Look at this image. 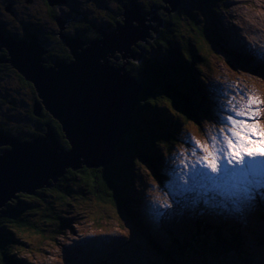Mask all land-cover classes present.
<instances>
[{"label": "rangeland", "instance_id": "obj_1", "mask_svg": "<svg viewBox=\"0 0 264 264\" xmlns=\"http://www.w3.org/2000/svg\"><path fill=\"white\" fill-rule=\"evenodd\" d=\"M12 1L16 0H0V19L6 24L7 30L15 32L18 30V23L16 25L8 23V20L12 18L10 15L12 11L9 8L14 9L23 18H27L28 15L22 12L24 11L23 5L28 0H17L19 3ZM187 1L191 3L189 7L193 9L192 17L193 19H198L199 26L194 25L193 32H191L190 26L188 27V24L185 22V25H182L180 30L187 41H198L197 45L201 50V52L196 51L198 56L204 55L207 57L202 73L207 75L209 80L204 86L209 91L207 94L210 96V99L217 103V109L220 105H227V101L233 96L240 103H246L247 97L250 95L264 100V0ZM78 2H80L82 9L89 12L90 19H101L99 12L101 9L94 0H78ZM106 2L110 8H116L112 0H106ZM136 2L141 5L145 3V0H136ZM177 3L178 0H173V4ZM212 7L220 8V10L215 11ZM128 10H131V7ZM27 12L29 15H33V17L48 21V29H54L57 34L60 33L59 26L52 19V12H49L42 0H38V4L31 6V9ZM147 14H150L146 18L149 20L155 16L152 10ZM59 17L65 21L62 15ZM145 24L156 26L159 22H145ZM219 24H221V30L217 35L214 31L220 29ZM136 26H138L137 23ZM163 26H167L166 23ZM202 27L206 30L208 37L202 35L200 31V29H203ZM116 28L117 26H114V29ZM162 28L159 27V29ZM70 29H73V27ZM102 30L107 32L112 31V29ZM150 32L152 33L153 31L150 30ZM61 33L69 35L70 31L64 29L61 30ZM72 38L77 39L76 36H72ZM98 38L100 37H92V39L85 37L83 41L87 42L89 40V42H92L98 40ZM170 44L171 47H174L173 42ZM140 45H143V43L141 42ZM83 46L86 49L90 44L86 43ZM131 49L133 52L140 53V50L134 45L131 46ZM44 51H47V53L42 54L41 60L46 63H41L46 65L47 68L55 67L52 64L53 62L50 61L48 49L44 48ZM149 51H145L141 60L142 63L147 60L146 56L160 59V57L170 55L169 50L162 51L159 48H156V50L149 49ZM118 54L116 53V56ZM171 54L172 56L176 55L173 51ZM116 60L115 63L113 58H108L109 64H113L112 66L117 69L119 67L122 68L124 63L128 62V65L125 67L127 72L131 74L128 69L131 59H127V61ZM14 80L19 85V89L15 94H12L17 101L16 104L9 108L0 104V121L5 120L12 129L18 125L28 124V119L23 116L21 111L28 105L31 95V88L26 82L19 81L16 78ZM39 102L42 104V99H39ZM166 106L169 108L165 112L166 118L181 120L178 118L181 113L171 108L168 104ZM256 107L259 110L256 113L257 124L255 132L259 134L261 140H264V104L254 106V108ZM220 114L226 115L227 113L222 112ZM183 121L181 126L170 128L177 131L172 135L176 140L171 145V151L165 160L168 164L167 169L159 174L161 178L154 175V170L150 164L145 162L137 166V170L139 169L137 183H133L131 189L133 191L131 192L138 197V199L134 200L140 201L139 206L146 211L142 215L152 218V226L145 220V223H140L135 214L133 215L130 211L127 212L119 208L112 201V198L107 196L98 198L97 194H100V192H97L98 188L102 190V193H105V190L99 187L101 184L95 185L97 187L95 194L91 191L87 182L84 181L83 187L86 190L83 195L79 194L73 198L62 199L60 195H64V193L60 192V188L65 186L63 188L66 192H73L75 186L71 184L68 186L67 182L62 180L61 177L60 180L62 181L58 183L52 181L53 186L41 188L43 192L40 196H32L18 191L15 192V195H23L20 197V201L15 198L7 201L9 205L24 206L20 210V212L22 211V217L26 218L25 221L29 225L36 226L35 229L12 231L16 252L9 256L10 260H8V263L15 264L16 261H22L25 264H93L94 262H99V264H148L150 263L148 259L149 255L154 258L155 263H161V254L156 250L157 246L152 244V237L161 238L164 244L168 243L169 245L172 243L174 237L180 238V242H185L187 239L185 235H188L190 231V234L194 232L193 223L195 220L193 219L197 215L194 212V206L197 205L204 212L210 207L205 204V207L202 209L203 204L201 201L204 197H207V192L204 188L197 187L194 191L182 192L181 187L171 173L177 167V161L174 160V157L185 149H189L190 151V137H194L201 141V143H205L209 132H218L221 127L218 122V112H214V114L209 116L204 114L200 119ZM44 132L46 133H41L40 136L47 138L45 134L48 131ZM0 133H3L2 129H0ZM63 145L66 146V144ZM256 147L264 149V143H259ZM11 149L12 147L8 144L1 145L0 154L2 155L5 150L10 151ZM164 149L165 146H161L159 150L163 152ZM115 159L120 160L119 156H115ZM92 173H94L98 181L100 179L99 174L97 175L96 172ZM169 184H171V187L166 188L165 186ZM166 193L174 194L166 196ZM253 196L252 200L241 203L246 210L242 217L243 221L240 222L238 228L235 225L238 222L234 219V230L226 229L225 227V235H228V237L224 238L225 242L223 241L221 244L226 247L232 242L230 236L233 238L240 237L241 233L243 242H245L246 237L249 240V245L253 248L252 252L257 251L259 262H264V213L259 210L260 208L257 205L259 202L264 201V187L254 190ZM165 199H167V202L172 207L163 208L160 206L161 202ZM22 201L25 203H36L35 208H33L34 211L29 212L28 206H25L26 204L22 203ZM51 207L54 211L53 219L47 222L45 221V214L50 212ZM132 207H134V204ZM180 207H186L185 213L189 212L192 215L193 218L190 220V224L186 225L185 222L173 221V218L177 215L176 211ZM131 210L134 211L132 208ZM56 215L60 217V220L54 218ZM206 218L212 217H209V215L203 216V219ZM6 224L13 226V224ZM198 229L201 230L199 227ZM202 232H205V230H202ZM194 234L201 236L198 230ZM201 240L204 243H208L206 238ZM212 240L214 241L216 238L212 239L210 237V243ZM153 243H155V240ZM236 245L237 243L234 244L232 251L238 253L236 249L239 248ZM247 252L251 253V250H247ZM227 253L228 250L225 253L226 256L228 255ZM234 259L243 262V260H239L237 257Z\"/></svg>", "mask_w": 264, "mask_h": 264}, {"label": "trees", "instance_id": "obj_2", "mask_svg": "<svg viewBox=\"0 0 264 264\" xmlns=\"http://www.w3.org/2000/svg\"><path fill=\"white\" fill-rule=\"evenodd\" d=\"M112 1L115 3V10L123 14L122 17L117 16V14H112L113 17L110 18L112 15L103 9L101 13L103 16L110 18L111 21L113 20L114 25L117 26L118 22L122 23L124 21V13L126 9L132 6L133 2L132 0ZM171 1L172 0H145L144 4L139 5L145 18L148 16L147 13L153 10L157 17L163 21V25L166 23L167 26H162L163 28L159 29L158 34L152 32V37L148 38L147 43L142 42L143 45H140L141 42H138L137 49H143L147 52L149 49L156 50V48H159L162 51L169 50L170 55L160 57V59L146 56L145 58L147 60L145 62L147 63L132 60L129 63L128 69L131 75L140 83L145 84V88L139 95L138 105L133 113L131 129L117 146L115 156H119L120 160L118 161L114 157L111 163L97 169H89L86 166L76 170L68 169L61 179L65 180L68 186L70 184L74 185L75 189L73 192H66L63 188L65 186L62 187L60 185L62 187L60 188V192L64 193V195H60L62 199L66 200L67 198H73L79 194L83 195L86 190L85 187H83L84 181L87 182V185L95 194L97 190L95 185L101 184L99 187L103 188L105 193H102V190L98 188L97 192H100V194H97L98 198L103 196L112 198V201L115 202L119 208L127 212L130 211L133 215L135 214L140 223H145L142 212L134 201L136 196L131 192L133 191L131 190L133 183H137V175L139 174L137 166L146 162L150 164V166H155L157 174L162 173L163 170L167 169L168 164L165 160L167 159L168 153L171 151V145L174 144L176 140L172 135L177 131L170 128L181 126L183 120L187 122L193 119H200L201 111L210 114L215 108V102L211 101L204 91V83L209 80L208 76L202 73L207 57L204 55H201V57L198 56L196 51L198 50L201 52L200 47L197 45L198 41H187L180 30L182 25H185L186 22L188 27L190 26L191 32H193V26H199V21L196 18L193 19V9L189 7L191 3L187 0H180V3L175 7L172 5ZM46 2L49 4L48 0H46ZM49 6L51 5L49 4ZM212 9L215 11L220 10V8L215 7H212ZM54 12L53 18L57 20V12ZM113 29L114 26L112 30ZM200 31L202 35L208 37L204 28L200 29ZM20 32H22L21 29ZM214 32L219 34L220 30L217 29V31ZM97 33L101 38L102 34L99 32ZM51 37L53 39L57 38L55 36ZM58 39L61 41V37ZM171 42L174 43V47H171ZM62 46L64 49H67L64 44H62ZM172 51L176 53L175 56H172ZM58 52L61 54V58H64L66 62L70 63L74 61V56L71 52L68 51L69 57L67 58V51L62 50ZM4 55V59L6 60L1 59L0 61V104L8 106V108L14 106L12 103L14 101L12 94H15L19 89L17 81L14 80L15 78L19 81L26 82L32 91L28 105L21 111L23 116L28 119L29 122L27 123L29 125L22 124L12 129L5 120H2L0 121V129H2L3 132L19 136L21 140L25 142L33 141L41 137L40 134L46 133L44 131L47 130V125H50L57 133L59 141L64 149L69 150L70 143L66 139L59 121L45 108L41 111V115L35 114L34 104L36 101H39L37 89L32 82L26 80L25 77L7 61L9 59V53H4ZM208 100L210 101L208 102ZM166 104L181 113L178 118L182 121L166 118L165 112L169 109ZM63 144H66V146ZM161 146H165L163 152L159 150ZM92 172H96L97 175L99 174L100 179L98 181ZM158 178H161V176ZM62 180L59 179V181ZM42 192L41 189L37 190L36 194L32 196H40ZM209 195L214 196L216 194L208 193V196ZM17 196V200L20 201V197L23 195L18 194ZM216 196L222 200L220 194ZM22 203L25 202L22 201ZM25 204V206H28L27 209L29 212L34 211L33 208H35L36 203L26 202ZM133 204L134 207H132ZM236 206L237 202L224 199L222 204L215 205V207H208L209 212L207 215L212 218H206L204 222L202 220L203 218L201 219L202 227L205 230V234L203 232L201 238L199 236L196 237V235L192 233V235L188 237L189 242H180L177 239L169 246L165 245L159 247V245L155 244V246H157L156 250L163 256V262L158 264H264V262H259L257 251H251V253L247 252L246 249H251L252 247H250L249 240H247L246 237L245 242H243L240 231V237H230L232 242L226 247L221 244L223 241L225 242L224 238L228 237V235H225V227L231 230L234 228V226H232L233 224L231 225L228 220L234 222L233 217L239 219L243 216L244 208H237ZM23 207L24 206L21 205L14 206L6 204V206L0 210V264H11L8 263V260H10L9 256L16 252L12 231L36 228L34 225H29V223L25 221L26 218L22 217V211L20 212V210L23 209ZM131 208L134 211H132ZM203 208L204 206L202 205V209ZM260 210L264 209L260 208ZM53 214L54 211L51 207L50 212L45 214V221L48 222V220L53 219ZM54 218L60 220L58 215ZM224 218H228V220H223ZM6 223L13 224V226H8ZM64 226L66 225L64 224ZM210 237L212 239L216 238V240H212L210 243ZM204 238L208 240V243L202 242L201 239ZM236 243V246L239 248L236 249L238 253L232 251ZM259 247L261 248L260 245ZM227 250L228 255L226 256L225 253ZM235 257L239 260H243L244 263L234 259ZM149 262V264L155 263L154 259L151 257H149ZM15 264L25 263L16 261Z\"/></svg>", "mask_w": 264, "mask_h": 264}, {"label": "water", "instance_id": "obj_3", "mask_svg": "<svg viewBox=\"0 0 264 264\" xmlns=\"http://www.w3.org/2000/svg\"><path fill=\"white\" fill-rule=\"evenodd\" d=\"M48 1L53 6L56 0ZM171 3L175 7L180 0ZM142 13L141 7L133 2L131 10L124 13V21L110 32L100 30L101 38L88 42L90 46L86 49L83 46L86 42L79 37L68 39L61 33L67 21L59 17L58 37L66 39L63 43L66 42L74 61H57L52 63L53 68L41 63H46L41 56L47 51L35 35L28 40L16 39L0 28V49L8 51L7 61L33 83L42 99V104L39 101L34 104L35 114L41 115L47 109L59 121L72 146L71 151L61 149L57 133L50 125L47 138L23 143L0 133V146L12 147L0 155V207L10 198L17 199L15 192L34 195L43 187L53 186L68 169L83 166L97 169L114 159L117 144L131 129L144 84L127 72L128 62L117 69L109 64L108 58L116 60L113 56L120 53L122 60L143 59L145 51L133 52L131 46L137 47L139 41L147 43L152 37L150 30L158 34L163 21L155 13L150 20ZM154 21L159 24H145Z\"/></svg>", "mask_w": 264, "mask_h": 264}, {"label": "snow or ice", "instance_id": "obj_4", "mask_svg": "<svg viewBox=\"0 0 264 264\" xmlns=\"http://www.w3.org/2000/svg\"><path fill=\"white\" fill-rule=\"evenodd\" d=\"M261 104L264 100L256 96H248L246 103L233 96L227 105L218 108V132H209L205 143L189 138L190 151L185 149L174 157L177 167L171 173L182 192L201 187L209 194L219 193L242 203L252 200L254 190L264 187V149L256 147L264 140L255 132L259 109L254 108ZM222 112L227 114L221 115ZM169 194L174 193L166 196ZM160 206L172 207L167 199Z\"/></svg>", "mask_w": 264, "mask_h": 264}, {"label": "flooded vegetation", "instance_id": "obj_5", "mask_svg": "<svg viewBox=\"0 0 264 264\" xmlns=\"http://www.w3.org/2000/svg\"><path fill=\"white\" fill-rule=\"evenodd\" d=\"M42 1L46 4L49 12H52L51 15L52 14L54 15L55 14L54 11H56L58 16L62 15L63 19L65 21H67L64 29L65 30L68 29L70 31V33H69V35L64 34V36L67 37L68 39H71L72 36L79 37V40H84L85 37L87 39H89V38L92 39V37L93 38L99 37L97 32L100 33V30H102V29L110 30L113 28V26H115L113 23V20L111 21V19H110L111 17H113L112 14H114V15L117 14V16H121V17L123 15L121 12L116 11L114 8H110V6L107 4L106 0H94L95 3L98 5V7L101 10L102 9L106 10V11H108V13L110 15H112V16H110L108 14L110 16V18H107L106 16H102L101 15L102 13L100 10L99 12H100L101 19H96V18L90 19L89 18V12H86L84 9L81 8L80 2H78V0H64V1L63 0L62 1L56 0L53 2L52 7L49 6V4L46 2V0H42ZM133 1H136V0H132V2ZM12 2L19 3L17 0L12 1ZM58 3H60V4H58ZM36 4H38V0H28L27 3L23 5L24 11L22 13L25 15L27 14L28 15L27 18H23L22 16L18 15V13H16L14 11V9L9 8L12 11V13L10 14L12 16V18H10L8 20V23L9 24H15V25H16V23H18L17 24L18 30L15 32L7 30L6 24L2 21V19H0L1 30H3L4 32H6L9 35L14 36L16 39H27L28 40V39H31V37L33 35H35L39 39L40 44L45 49H48L51 62H53V63H56L57 61H65L66 62V60H64V58H61V54L58 52V51H62V50L67 51L68 56H66V58L69 57L68 51H70V49L66 46V42L63 43V41H66V39L65 38H63V40L61 39V41H62L61 42L58 39V36H57L58 34L56 33V31H54V29H48L49 28L47 26L48 21H43L41 18H36V17H33V15L28 14L27 11L29 9H31V6H34ZM53 15H52V19L54 20ZM142 15H144V13H142ZM71 19H76V20H71ZM68 20H71V21H68ZM54 21H56V20H54ZM72 27H73V29H70ZM20 29L22 30V32H20ZM90 34H91V36H90ZM51 36H55L57 38L53 39ZM88 42H89V40H87L86 43H88ZM62 44H64L67 47V49H64ZM4 53L6 54V53H8V51L2 47L0 49V57H2V58H0V60L1 59L6 60V59H4V56H5ZM118 56H121V55L118 54L115 58L118 59L119 58ZM114 62H115V60H114ZM117 65H119V64H117ZM16 102L17 101L14 99V101L12 103L15 105ZM5 136L13 137V138H17V139L21 140V138L19 136H15V135L7 133V132H5ZM21 141H23V140H21Z\"/></svg>", "mask_w": 264, "mask_h": 264}, {"label": "bare ground", "instance_id": "obj_6", "mask_svg": "<svg viewBox=\"0 0 264 264\" xmlns=\"http://www.w3.org/2000/svg\"><path fill=\"white\" fill-rule=\"evenodd\" d=\"M58 4H60V3H58ZM139 42H142V41H139ZM120 54V53H119ZM121 55V54H120ZM127 55L128 56H130V54L129 53H127ZM113 57H116V55L115 56H113ZM119 58L117 59L118 61L120 60V61H123L122 59H121V57H122V55L121 56H118ZM114 59V58H113ZM116 59V58H115ZM63 130V129H62ZM258 130H260L259 128H258ZM64 132V131H63ZM7 138H9L8 136H6ZM257 137H259V134H257ZM11 138H13V137H11ZM14 139H17V138H14ZM20 143H23L24 141H21V140H19V139H17ZM70 145V144H69ZM60 148L61 149H64V147L62 146V144H61V142H60ZM71 149H72V146L70 145V149L69 150H67V151H71ZM64 150H66V149H64ZM58 151L59 152H61V150L60 149H58ZM1 155V154H0ZM104 167V166H103ZM59 181V179H57V182ZM56 182V183H57ZM12 198H10V200H11ZM6 204H7V201L5 202V204L2 206V207H0V210L4 207V206H6ZM182 206V205H181ZM262 209H264V206H262L261 207ZM185 209H187L186 207L185 208H182V207H180L179 209H177V215H176V217H174L173 218V221H181V222H185L186 223V225H188V224H190V220L193 218L192 217V215L188 212V213H185ZM260 210V209H259ZM261 212H264V210H260ZM195 218V217H194ZM193 220H195L194 221V223H193V227H194V232H193V234L194 233H196L197 232V230L198 231H200V234H201V236H199L200 238L203 236L202 235V230H204V228L202 227V224H200V222H199V220L197 219V218H195V219H193ZM203 220V222L205 221L204 219H202ZM198 224V225H197ZM232 226H234V225H232ZM198 227L199 228H201V230H199L198 229ZM226 229H227V227H226ZM233 230H234V228H233ZM191 232V231H190ZM204 234H205V232H204ZM192 234H188V235H185V237H187V239L185 240V242H189V239H188V237L189 236H191ZM238 236V235H237ZM184 237V238H185ZM197 237V236H196ZM199 238V239H200ZM181 240L180 238H176V237H174V239H173V241H172V243L175 241V240ZM155 240V243H153V241ZM151 242H152V244L153 245H155V244H157V245H159V246H165V245H168L169 246V244L168 243H166V244H164V242H163V240H161V238H154V237H152V239H151ZM251 247V246H250ZM251 249H253V248H251ZM250 248H247V250L248 251H250L251 250ZM252 251V250H251ZM161 262H163V256L161 255ZM149 264V263H148ZM155 264V263H154ZM158 264V263H157ZM165 264V263H164Z\"/></svg>", "mask_w": 264, "mask_h": 264}, {"label": "clouds", "instance_id": "obj_7", "mask_svg": "<svg viewBox=\"0 0 264 264\" xmlns=\"http://www.w3.org/2000/svg\"><path fill=\"white\" fill-rule=\"evenodd\" d=\"M140 5V4H139ZM5 134V132H3Z\"/></svg>", "mask_w": 264, "mask_h": 264}]
</instances>
